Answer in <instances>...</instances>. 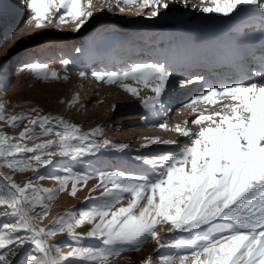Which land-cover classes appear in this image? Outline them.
I'll list each match as a JSON object with an SVG mask.
<instances>
[{
	"label": "snow or ice",
	"instance_id": "6c2138e0",
	"mask_svg": "<svg viewBox=\"0 0 264 264\" xmlns=\"http://www.w3.org/2000/svg\"><path fill=\"white\" fill-rule=\"evenodd\" d=\"M24 2L31 14L27 23L36 29L72 24L74 31H80L96 8L94 0ZM170 4L225 17L254 12L264 20V0H200L199 5L189 0H115L113 5L112 0H104L100 8L115 7L120 12L135 8L137 15L152 20L161 16L162 10H169ZM69 63L67 59L62 61L63 76L36 62L24 65L23 70L42 81L67 80ZM79 75L87 77L85 72ZM247 76L232 83L209 84L183 105L181 112L190 109L195 114L191 125L196 126V131L189 127L187 119L175 125L167 120L157 125L187 138L189 143L179 148L177 141L146 137L142 148H175L154 156H135L154 175L100 171L93 191L104 189L96 198L101 202L92 208L60 213L46 226L41 222L59 194L68 190L69 183V194L75 197L78 185L86 186L92 177L67 167L60 168V174L48 176L40 169H55L54 157L82 159L107 147L124 152L128 145L99 141L103 127L83 131L62 117L53 123V118L40 115L36 108L11 114L0 102V168L11 173L0 172L4 180L0 187V216L6 220L0 223V264H14L18 251L26 246L31 251L25 264H114L121 253L139 252L149 239L158 248L177 250L163 257V264H264V54L261 66L251 68ZM92 77L104 84L119 85L153 114L163 110L165 98L175 84L185 87L193 82L207 83L203 76L195 77V81L174 82L173 73L160 63H137L122 72H93ZM129 80L149 89L152 95L141 96L137 87L126 83ZM75 102L76 98L69 107ZM202 104L219 105V110L198 111ZM24 121L27 123L16 136L3 131L5 125L15 129ZM50 135L55 139L29 146V142ZM29 172L39 181L52 179L56 183L49 188L28 179L22 186L14 179L17 173ZM126 196L127 205L116 207ZM85 225L91 227L86 232L77 231ZM161 225L181 235L168 244L157 230ZM57 234H66L72 242L67 253L61 244L49 242ZM88 239L99 243L85 244ZM141 264H154L153 257L147 256Z\"/></svg>",
	"mask_w": 264,
	"mask_h": 264
},
{
	"label": "rangeland",
	"instance_id": "374dc122",
	"mask_svg": "<svg viewBox=\"0 0 264 264\" xmlns=\"http://www.w3.org/2000/svg\"><path fill=\"white\" fill-rule=\"evenodd\" d=\"M12 2L14 8L13 11L8 12L10 16L7 17L6 14L3 16L4 9L0 8V102L5 103L6 110L11 114L20 115L36 108L40 115L53 118V123L62 117L66 121L79 125L83 131L100 126L105 131L103 136L98 138L99 141L108 140L112 144L128 145L124 152H117L107 147L102 148L95 156H85L82 159L54 157L55 169L51 166L40 169L41 174L48 176L60 174L59 169L67 167L92 177L86 186L78 185L75 197L69 194L71 190V183H69L68 190L59 194L52 203L51 211L41 222V226H46L60 213L70 209L92 208L101 202L96 198L102 196L104 189L98 188L93 191L99 183L97 174L100 171L119 170L131 175H154L153 170L135 160V156H154L174 151L175 148L157 145L142 148L141 145L147 142L146 137L174 140L177 141L179 148L189 143L187 138L180 137L177 133L171 134L169 131L160 129L157 125L162 123L161 118L158 116L153 118L146 112L140 99L127 94L122 88H118V85H107L96 81L92 73L127 71L137 63H160L168 68L181 66L185 63V58L189 57V51L196 50V44L190 46L179 24L165 20L162 14L158 18L152 20L146 18L143 22H138L134 9L120 12L115 7L112 9L103 7L101 10L100 5L104 3V0H94L96 4V8L93 9L94 15L80 31H74L72 24L63 25V28L55 25H49L43 29H36L31 25L27 28L29 26L27 21L31 14L24 0ZM112 3L114 5L115 1L112 0ZM1 4L2 1H0V7ZM5 4H2V8ZM208 28L209 25L206 23L200 27L205 33L209 32ZM180 34L184 36V40H180ZM15 35L17 37H14ZM229 36L222 34L219 38L211 34L212 48L218 53L228 55L230 46L237 40L236 35ZM103 47L108 48L103 50ZM77 49L80 51L78 52ZM65 59L70 61L66 73L67 80L42 81L23 70L24 65L36 62L57 70L63 76L65 73L62 61ZM244 67L246 66L240 67L241 71ZM80 72L87 73V77L82 78L79 75ZM23 75L24 79H22ZM211 75L213 78L212 73ZM226 75L227 73H221L225 80L228 78ZM130 86L139 87L136 84ZM176 86L177 84L169 90L165 98V104L169 106L173 104L172 108L168 106L165 108L170 119L178 108L185 105L184 97L177 99L179 93L173 94ZM109 90L112 92L109 93ZM145 90V88L139 89L141 96L152 94ZM74 98H76L75 104L69 107V102ZM31 114L36 115V113ZM26 123L27 121H24L15 129L5 125L3 131L10 136H16ZM192 130L196 131V126L192 127ZM36 131H39L38 127ZM49 139H55V137L51 135L40 137L29 142V146ZM0 172L11 174L7 168H0ZM14 179L22 186L28 179H31L34 184L49 188L56 183L52 179L39 181L30 172L17 173ZM3 184L4 180L0 177V187ZM86 197L91 198L86 201ZM127 203L126 196L116 207L126 206ZM3 222L6 220L0 216V223ZM90 227L85 225L77 231L86 232ZM167 227L161 225L157 230L164 236V242L171 244L181 233L168 232ZM49 242L61 244L62 251L65 253L71 250L68 245L72 242L66 234H57L51 237ZM84 243L97 245L99 241L88 239ZM30 251V246L20 249L14 264H25ZM176 251L170 247L158 248L155 241L149 239L139 252L121 253L115 258L114 264H141V261L149 255L153 257L154 264H163L162 258L174 255Z\"/></svg>",
	"mask_w": 264,
	"mask_h": 264
},
{
	"label": "bare ground",
	"instance_id": "6f19581e",
	"mask_svg": "<svg viewBox=\"0 0 264 264\" xmlns=\"http://www.w3.org/2000/svg\"><path fill=\"white\" fill-rule=\"evenodd\" d=\"M199 2L200 0H189L190 4L195 3L199 5ZM3 3L6 4L3 5L2 8ZM2 4L0 8L4 9L3 11L5 13H3V16L4 14H6L7 17L10 16L8 14L13 11L14 8L12 0H2ZM133 9L136 14V9ZM137 17L138 22H143L146 19V17L142 15H137ZM162 18L177 22L182 33H185V36H187L188 44L190 46L191 44H196V50L189 51L190 55L185 58L186 61L184 64L176 67L171 66L169 68V70L173 73V80L178 81L180 79H189L195 81V77L203 76L207 82H193L185 87H179L177 84L175 90H173V94L176 95L179 93L176 97L177 99L184 97L185 104H187L193 97L200 95L209 84H227L244 80L248 78L247 73L251 68H258L261 66L262 54H264V20H262L260 16L254 12H245L239 15H234L233 17H225L215 13L209 14L200 13L198 11L194 12L190 9L183 8L182 5L170 4L169 10L166 12L162 10ZM205 23L209 25V32L206 33L200 29L201 25ZM29 27L30 25L27 26V28ZM60 27L63 28V26ZM211 34H214L219 38L222 37V34L237 36V40L230 46V53L228 55L218 53L212 48ZM14 37L17 36L15 35ZM180 40H184V36L182 34H180ZM219 42L221 43V41ZM107 48L108 47H103V50ZM215 59H219L220 62H224V66L219 67V65H208ZM202 62H205V64ZM242 66L246 67H244L241 71L240 67ZM222 72L227 73L226 77L228 78L226 80L224 76H221ZM211 73L214 76L213 78H211ZM22 79H24V75ZM128 83H130V85L136 84L134 81H130ZM138 86L140 90L144 89L143 86ZM117 87L121 88L119 85ZM145 91L150 90L146 89ZM111 92L112 90H109V93ZM126 93L130 94L128 92ZM172 105L173 104L169 106L165 104L160 113L149 114L153 118L156 116L160 117L162 123L167 120L170 125L183 123L186 119L189 123H191V120L195 118V114H193L190 109H184L181 112L180 110L182 107H180L170 119L168 117V113L166 112L167 109L165 108L167 106L168 108H172ZM205 108H207L208 111H216L219 110V105L212 107L202 104L198 107V111L204 110ZM189 127L192 128L195 126L190 124ZM169 133L176 134L173 131H169Z\"/></svg>",
	"mask_w": 264,
	"mask_h": 264
}]
</instances>
